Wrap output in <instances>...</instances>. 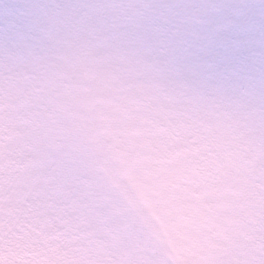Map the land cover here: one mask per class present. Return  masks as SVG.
Here are the masks:
<instances>
[{"label":"clouds","instance_id":"clouds-1","mask_svg":"<svg viewBox=\"0 0 264 264\" xmlns=\"http://www.w3.org/2000/svg\"><path fill=\"white\" fill-rule=\"evenodd\" d=\"M0 264H264V0H0Z\"/></svg>","mask_w":264,"mask_h":264}]
</instances>
